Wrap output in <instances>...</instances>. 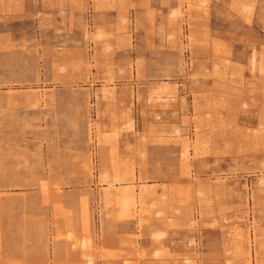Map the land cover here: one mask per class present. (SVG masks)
<instances>
[{"label":"rangeland","instance_id":"374dc122","mask_svg":"<svg viewBox=\"0 0 264 264\" xmlns=\"http://www.w3.org/2000/svg\"><path fill=\"white\" fill-rule=\"evenodd\" d=\"M99 256L264 264V0H0V264Z\"/></svg>","mask_w":264,"mask_h":264},{"label":"crops","instance_id":"0c3cea01","mask_svg":"<svg viewBox=\"0 0 264 264\" xmlns=\"http://www.w3.org/2000/svg\"><path fill=\"white\" fill-rule=\"evenodd\" d=\"M131 230L132 229L128 228V227H120V229H117L116 231L106 230L105 231V239L103 241L104 248L107 250H111V251L120 248L121 240H120L119 235H124V233H127V232L130 233ZM139 243L148 244L149 241L148 240H141ZM96 264H120V261L106 259V258L99 256L98 260L96 261Z\"/></svg>","mask_w":264,"mask_h":264}]
</instances>
